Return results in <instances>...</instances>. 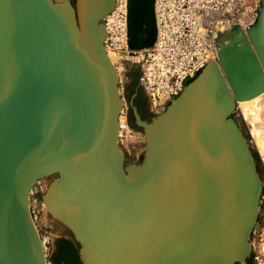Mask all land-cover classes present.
Instances as JSON below:
<instances>
[{
	"label": "water",
	"instance_id": "95a60500",
	"mask_svg": "<svg viewBox=\"0 0 264 264\" xmlns=\"http://www.w3.org/2000/svg\"><path fill=\"white\" fill-rule=\"evenodd\" d=\"M115 4L0 0V264H49L30 203L45 177L82 264H250L263 183L233 113L264 92V25L252 43L223 41L220 61L151 120L132 99L146 148L126 161L103 23Z\"/></svg>",
	"mask_w": 264,
	"mask_h": 264
},
{
	"label": "built area",
	"instance_id": "2783aa9c",
	"mask_svg": "<svg viewBox=\"0 0 264 264\" xmlns=\"http://www.w3.org/2000/svg\"><path fill=\"white\" fill-rule=\"evenodd\" d=\"M261 0H155L157 37L142 56L140 82L152 105L159 112L177 97L210 59L219 60L221 32L234 22L251 23L256 19ZM111 38L107 47H123L121 20L123 10L112 17ZM120 117V128L127 123ZM129 120V119H128ZM123 133L119 132L120 140ZM264 197V196H263ZM264 205V198H263ZM255 264H264V249L255 253Z\"/></svg>",
	"mask_w": 264,
	"mask_h": 264
},
{
	"label": "rangeland",
	"instance_id": "374dc122",
	"mask_svg": "<svg viewBox=\"0 0 264 264\" xmlns=\"http://www.w3.org/2000/svg\"><path fill=\"white\" fill-rule=\"evenodd\" d=\"M261 9L262 6L260 8V11ZM256 21L257 19L255 20V22ZM249 26L244 25V27H241L237 25H230L228 28L231 31V36L228 37L224 35V39L222 38L221 42L225 41L226 43H229L231 40L237 37V35L242 36L245 33L246 36L248 34L247 37L252 43V40L249 37ZM122 66L123 67L120 74V89L125 103L123 111H127L128 117L130 118L134 128L131 125L130 121L127 119V123L130 126V129L127 130V132L124 129L121 143L125 150L126 161H140L143 158V154L146 148L145 134L143 128L136 125L135 123V118L131 107V100L134 96V93L140 90V99L143 106L146 105V103L149 105H147V107H144L143 117L145 119L151 120L157 112L152 110L150 100H148L147 98L148 93L140 82L142 62L136 61L134 59H125L122 61ZM256 101L257 106H262V108L259 109L256 113L253 112L252 114H249L247 115V117H245L242 113V109L236 108L235 112L233 113V117L236 118L237 122L241 126V129L253 151L255 162L257 164V168L263 182L264 190V152H262L260 147L258 148V145L255 142L256 140H254L256 136L264 135V93ZM124 122L126 123V121ZM131 129L134 131H131ZM132 132H134L135 135H132ZM129 142L134 146H131ZM50 180L51 178L49 177L41 179L32 190L33 204L36 206L35 211L39 221V232L42 238L46 239L45 251L47 254L48 263L82 264L79 255L80 244L78 243V241H76L68 228L63 223L54 218L50 213L48 215L42 213L41 209H39L37 206V202L39 199H42L43 193L47 189ZM251 235V254L249 256V262L250 264H255L256 250L260 248L263 249L264 246V205L262 201L259 216Z\"/></svg>",
	"mask_w": 264,
	"mask_h": 264
},
{
	"label": "bare ground",
	"instance_id": "6f19581e",
	"mask_svg": "<svg viewBox=\"0 0 264 264\" xmlns=\"http://www.w3.org/2000/svg\"><path fill=\"white\" fill-rule=\"evenodd\" d=\"M262 1H263V5L261 4ZM153 2H154V0H116V4H115L114 9L109 14H107L104 17V19H103V23H104V26H105L104 28H105V31H106L105 40L108 39V41H109L110 38H111V32H112V30H111L112 22L114 21V19L112 18L113 15H115L116 12L119 11V10H123V12H124V18L121 20V24L123 25V34H124V38L123 39L125 41L122 44L123 47L119 48V49H114L111 46H109V47L106 46L107 52H108V56L112 60V62L117 66V69L119 71V75L121 74V69L123 67L122 66V61L123 60H125V59L126 60L127 59H134L136 61H140L141 62L142 56L144 55L145 51L148 49L147 47H145V44H146V41H147L148 37L150 35H152L151 34L150 23H151V20L154 17L152 11L150 10V12H149L148 4L150 3V6H152ZM261 6H262V9L260 11ZM256 19H257V21L255 22ZM256 19L253 22L249 23V24L248 23L234 22L231 25H237V26H241V27L242 26L244 27V25H246V26L251 25L248 28L249 31H251V29L256 30L254 27L259 26L260 24L264 25V0L260 1V6H259V10H258L257 15H256ZM157 25L158 24H157V18H156V26ZM228 27L225 28V30L219 34V37L217 39L219 45L222 43L221 41H222V38L224 37V35L228 36V37L231 36L230 35L231 31H230V29ZM129 29L131 30V32H129ZM233 29H235V28H233ZM247 36H248V34H247ZM130 39H133V41L135 42V45H134L133 48L129 44ZM134 50L139 51V52H136ZM216 60H217L216 58L215 59L213 58V59H210L209 62H211L212 64H215L214 61H216ZM217 61H220V60H217ZM263 93L255 96V97L249 98V99L239 100L237 102L236 108L237 109L241 108L242 109V113H243V115L245 117H247V115H249V114H252L253 112L256 113L259 109L262 108V106H257L256 105V102H257L256 100ZM162 108H160V110H162ZM122 113H123V109H122V112L120 114V117H121L122 120H125V116H123ZM120 117H119V120H120ZM127 117H128V114H127ZM123 124H124V127L120 128V132L121 133H123L124 129L126 130V132H127V130L130 129V126L128 125V123H123ZM131 131H134V130L131 129ZM131 134L135 135L134 132H132ZM254 140H256L255 142L258 145V148L260 147L262 152H264V135L263 136L258 135V136H256L254 138ZM120 141H122V138H121ZM131 144L132 143H130V145ZM131 146H134V145H131ZM263 196H264V190H262L261 201H263V198H264ZM30 203H31V209H32V212H33L35 223H36L37 228L39 230V221H38V217H37V214H36V211H35L36 210V206L33 204L32 192H31ZM37 206H38L39 209H41L42 213H44L45 215L49 214V211L47 209V206H46L45 201H44L43 198L38 200ZM260 207H261V202H260ZM42 239H43V243H44V247H45L46 239L45 238H42ZM263 249H264V246H263Z\"/></svg>",
	"mask_w": 264,
	"mask_h": 264
},
{
	"label": "flooded vegetation",
	"instance_id": "af4514ba",
	"mask_svg": "<svg viewBox=\"0 0 264 264\" xmlns=\"http://www.w3.org/2000/svg\"><path fill=\"white\" fill-rule=\"evenodd\" d=\"M140 98H141V91L138 90V91H136V92L134 93V96H133L132 99L134 100V103L137 105L139 111L141 112V114H142V116H143V114H144V107H147L148 104L146 103V105L143 106V104H142ZM147 98H148V100H150V98H149L148 95H147ZM148 106H149V105H148ZM235 264H239V263H235Z\"/></svg>",
	"mask_w": 264,
	"mask_h": 264
}]
</instances>
